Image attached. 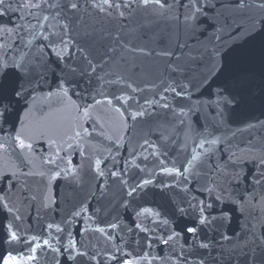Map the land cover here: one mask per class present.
<instances>
[{
    "label": "water",
    "instance_id": "water-1",
    "mask_svg": "<svg viewBox=\"0 0 264 264\" xmlns=\"http://www.w3.org/2000/svg\"><path fill=\"white\" fill-rule=\"evenodd\" d=\"M67 2L0 6V60L47 67L23 129V102L5 83L0 264H261L264 31L230 36L251 27L231 0H199L211 6L195 30L184 19L192 0H72L74 12ZM61 77L58 127L38 123ZM218 88L232 105L222 108ZM21 130L31 150L13 143Z\"/></svg>",
    "mask_w": 264,
    "mask_h": 264
},
{
    "label": "snow or ice",
    "instance_id": "snow-or-ice-1",
    "mask_svg": "<svg viewBox=\"0 0 264 264\" xmlns=\"http://www.w3.org/2000/svg\"><path fill=\"white\" fill-rule=\"evenodd\" d=\"M139 3L143 7H147L149 4H156L160 7H163L164 5L161 3V0H139ZM103 4L107 5L108 8L113 7V4L110 2V0H103ZM4 5V0H0V6ZM231 5L234 7L235 10H237L240 13H243L247 16L251 27L245 28L244 26H239L234 30V33H229L230 36L235 35L236 33H239V36H236L237 39L240 38L242 35H250L252 32H258V31H264V0H231ZM32 7H39L38 4H32L30 5ZM70 11L74 12L79 8V4L77 2H72V0H68L67 4L65 5ZM98 7L101 11L104 10V8L97 4L95 5ZM119 7V5H116ZM125 7H131L130 3H126L124 5ZM211 6L204 5L200 6L199 0H192V3L189 5L188 13L185 15L184 19L188 26L195 30L197 27H199V24L201 23L200 17L204 16V7ZM253 9H258L259 14H256L253 12ZM61 29L66 28L67 25H61ZM61 43L66 45V41L61 39ZM81 53V58L85 61H87L88 66L91 68L92 72H95V67L92 66V61L88 58V55L85 53V50L83 48L79 49ZM220 49L217 48L214 50V56L219 55ZM58 57L60 56V53H57ZM62 58V57H61ZM216 61L213 62V67L209 72V75L215 74L219 71V69L216 67ZM74 72L75 69H72ZM46 72L47 67L45 64L41 63L39 61V58H35L32 60H29L27 58H21L19 62L12 61L9 62L7 60H0V120H3L6 118V114L10 110V105L12 101L10 100L9 105H4L2 103L4 99V88L5 83H9L11 85V96L14 97V101L17 105L21 104L23 102L24 106V116L20 119V123L22 126V129L24 127V121L26 119L30 120L33 119V107L35 104L36 97L34 96V93L36 92V87L40 84L41 80L46 79ZM208 77L205 76V80ZM70 82L65 81L63 77L58 78V82L56 84V90L55 91H49L46 96L43 97L44 101L46 102L48 108L50 109L47 112L41 111L40 114V120L38 123H43L46 125H54L58 127V114L63 111L61 108H57L56 105L59 104H65L66 103V97L68 95L67 87L66 85ZM179 95V93H177ZM216 95L218 97V102L222 105V108H227L230 105L233 104L234 98L231 97L230 94L226 92L224 88H218ZM32 101L30 103L29 101ZM99 103V101H97ZM77 111L79 109L77 108ZM51 130L55 131L57 130L56 127H53ZM3 131L2 125H0V132ZM82 135L79 131L73 132V138L80 137ZM27 137L24 136L23 131H17L16 135L12 137L13 143L16 147H18L21 151L25 150H31L33 145L28 142ZM212 143H215V141H212ZM203 145H201L202 147ZM7 145L4 143H0V151H6ZM197 157H193V160H196ZM47 163L55 164V159H49ZM99 163V161H97ZM191 163V161L189 162ZM187 171V169H185ZM102 175V173H100ZM58 175V173H57ZM115 175V173H113ZM150 181L145 180L143 182V185H137V187H143L144 185L149 184ZM135 188L132 189V192H135ZM132 192H129V195H132ZM206 222V218H202L200 223L203 224ZM195 228H188V232H195ZM18 237L15 232L11 233V240H17ZM44 244L47 245L48 241L45 240ZM202 247H207V245H201ZM35 251V249H33ZM0 259H3L0 257ZM29 259H34V257H29ZM253 261H255V256L252 257ZM4 264H19L18 259L16 257L9 256L7 259L4 260ZM261 264H264V261L261 262Z\"/></svg>",
    "mask_w": 264,
    "mask_h": 264
},
{
    "label": "rangeland",
    "instance_id": "rangeland-1",
    "mask_svg": "<svg viewBox=\"0 0 264 264\" xmlns=\"http://www.w3.org/2000/svg\"><path fill=\"white\" fill-rule=\"evenodd\" d=\"M8 257H6V259H7ZM125 264H129V263H125Z\"/></svg>",
    "mask_w": 264,
    "mask_h": 264
},
{
    "label": "built area",
    "instance_id": "built-area-1",
    "mask_svg": "<svg viewBox=\"0 0 264 264\" xmlns=\"http://www.w3.org/2000/svg\"><path fill=\"white\" fill-rule=\"evenodd\" d=\"M8 257V256H7ZM6 259V257L4 258V260Z\"/></svg>",
    "mask_w": 264,
    "mask_h": 264
}]
</instances>
